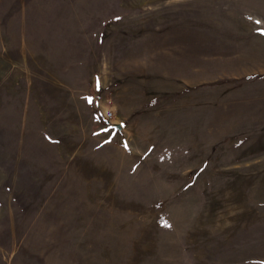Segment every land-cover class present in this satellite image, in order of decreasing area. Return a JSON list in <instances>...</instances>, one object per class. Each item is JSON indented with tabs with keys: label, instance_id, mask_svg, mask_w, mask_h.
Wrapping results in <instances>:
<instances>
[{
	"label": "rangeland",
	"instance_id": "rangeland-1",
	"mask_svg": "<svg viewBox=\"0 0 264 264\" xmlns=\"http://www.w3.org/2000/svg\"><path fill=\"white\" fill-rule=\"evenodd\" d=\"M262 32L264 0H0V264H264Z\"/></svg>",
	"mask_w": 264,
	"mask_h": 264
},
{
	"label": "built area",
	"instance_id": "built-area-1",
	"mask_svg": "<svg viewBox=\"0 0 264 264\" xmlns=\"http://www.w3.org/2000/svg\"><path fill=\"white\" fill-rule=\"evenodd\" d=\"M107 116H113V112L111 110L107 111Z\"/></svg>",
	"mask_w": 264,
	"mask_h": 264
},
{
	"label": "water",
	"instance_id": "water-1",
	"mask_svg": "<svg viewBox=\"0 0 264 264\" xmlns=\"http://www.w3.org/2000/svg\"><path fill=\"white\" fill-rule=\"evenodd\" d=\"M116 128H121V125L117 124L115 125Z\"/></svg>",
	"mask_w": 264,
	"mask_h": 264
},
{
	"label": "snow or ice",
	"instance_id": "snow-or-ice-1",
	"mask_svg": "<svg viewBox=\"0 0 264 264\" xmlns=\"http://www.w3.org/2000/svg\"><path fill=\"white\" fill-rule=\"evenodd\" d=\"M257 23H259V21ZM262 34H264V32H262Z\"/></svg>",
	"mask_w": 264,
	"mask_h": 264
}]
</instances>
